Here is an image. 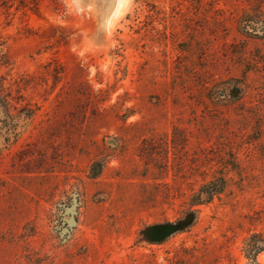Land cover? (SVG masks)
Returning <instances> with one entry per match:
<instances>
[{
	"label": "rangeland",
	"instance_id": "obj_1",
	"mask_svg": "<svg viewBox=\"0 0 264 264\" xmlns=\"http://www.w3.org/2000/svg\"><path fill=\"white\" fill-rule=\"evenodd\" d=\"M21 75L39 110L12 130L0 107V264H252L264 0L0 7V79ZM214 178L224 192L189 208Z\"/></svg>",
	"mask_w": 264,
	"mask_h": 264
},
{
	"label": "trees",
	"instance_id": "obj_2",
	"mask_svg": "<svg viewBox=\"0 0 264 264\" xmlns=\"http://www.w3.org/2000/svg\"><path fill=\"white\" fill-rule=\"evenodd\" d=\"M42 0H0V7L6 10L15 8L16 10L30 11L32 13L38 14L39 8ZM49 8L53 12H59L62 10V0H48ZM54 80L58 79L57 74L53 75ZM34 79L33 76L21 75L14 81V92L11 86H6L4 83L5 78L0 79V107L3 108V112L7 119L11 123L6 124L9 129L15 130L18 124L15 120H19L22 116L24 119H31L36 112L39 110L38 105H32L30 102L26 101V98L22 94L23 90H26L31 81ZM15 111V114L12 112ZM227 182L224 178H214L211 181L203 183L198 190L193 193L188 201L189 208H194L203 204H208L213 201L215 197H219L225 190ZM179 230V227L173 228V233ZM168 230H161L159 226H154L151 229L150 235L152 240L155 242H160L163 238L168 236ZM160 236H163L161 238ZM260 234L252 236V242L247 243L246 253L248 258L251 260L252 264L256 263V255L264 251V241L258 240Z\"/></svg>",
	"mask_w": 264,
	"mask_h": 264
},
{
	"label": "bare ground",
	"instance_id": "obj_3",
	"mask_svg": "<svg viewBox=\"0 0 264 264\" xmlns=\"http://www.w3.org/2000/svg\"><path fill=\"white\" fill-rule=\"evenodd\" d=\"M118 11V0H112V12L116 14Z\"/></svg>",
	"mask_w": 264,
	"mask_h": 264
},
{
	"label": "clouds",
	"instance_id": "obj_4",
	"mask_svg": "<svg viewBox=\"0 0 264 264\" xmlns=\"http://www.w3.org/2000/svg\"><path fill=\"white\" fill-rule=\"evenodd\" d=\"M121 2L125 5H131L132 0H121Z\"/></svg>",
	"mask_w": 264,
	"mask_h": 264
}]
</instances>
